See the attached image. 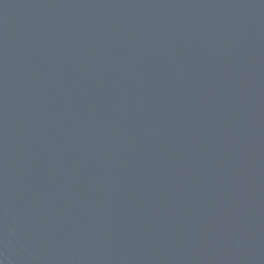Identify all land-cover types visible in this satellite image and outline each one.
<instances>
[{"label":"water","instance_id":"95a60500","mask_svg":"<svg viewBox=\"0 0 264 264\" xmlns=\"http://www.w3.org/2000/svg\"><path fill=\"white\" fill-rule=\"evenodd\" d=\"M0 264H264V0H0Z\"/></svg>","mask_w":264,"mask_h":264}]
</instances>
